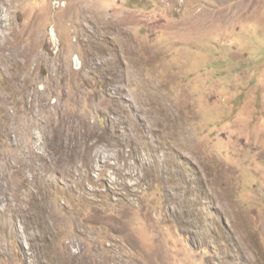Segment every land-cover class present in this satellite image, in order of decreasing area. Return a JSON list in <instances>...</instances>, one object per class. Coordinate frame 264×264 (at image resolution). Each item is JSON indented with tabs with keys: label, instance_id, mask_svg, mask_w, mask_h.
<instances>
[{
	"label": "rangeland",
	"instance_id": "rangeland-1",
	"mask_svg": "<svg viewBox=\"0 0 264 264\" xmlns=\"http://www.w3.org/2000/svg\"><path fill=\"white\" fill-rule=\"evenodd\" d=\"M0 264H264V0H0Z\"/></svg>",
	"mask_w": 264,
	"mask_h": 264
}]
</instances>
